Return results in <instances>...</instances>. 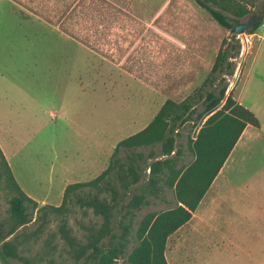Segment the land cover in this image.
<instances>
[{"label":"rangeland","instance_id":"1","mask_svg":"<svg viewBox=\"0 0 264 264\" xmlns=\"http://www.w3.org/2000/svg\"><path fill=\"white\" fill-rule=\"evenodd\" d=\"M240 1L248 11L240 23L263 14L253 34L251 28L235 34L222 27L194 0H0V144L16 182L38 208L59 206L67 184L100 175L116 144L143 129L167 99H194L201 112L198 96L211 81L217 86L226 80L227 92L264 124V0ZM225 15L235 27L234 16ZM233 36L241 46L237 58L227 59L234 61V74L218 77L211 69L221 48L235 54ZM199 122L193 114L178 129V144L195 138ZM250 153V169L249 155L232 183L229 174L217 181L224 198L219 217L218 203L208 195L169 236L168 264H264V140ZM183 154V164L192 161ZM71 164L65 175L63 167ZM9 199L2 178L1 222ZM164 201L150 198L139 216L176 206L171 192ZM91 219V211L83 216L74 206L72 234L82 238L78 220ZM34 228L29 224L26 232ZM50 234L55 249L45 255ZM65 246L54 221L39 239L28 240L22 257L29 264H73Z\"/></svg>","mask_w":264,"mask_h":264},{"label":"trees","instance_id":"2","mask_svg":"<svg viewBox=\"0 0 264 264\" xmlns=\"http://www.w3.org/2000/svg\"><path fill=\"white\" fill-rule=\"evenodd\" d=\"M194 1L227 29L233 27L225 14L233 15L239 25L238 20L248 13L240 0ZM262 23L255 22L248 34H253ZM232 40L235 54L228 56V50L221 48L211 69L218 77L234 74V61L227 59L237 58L241 46L235 36ZM222 81L217 86L211 81L199 94V113L194 99L179 103L167 99L142 130L116 144L100 175L88 182L67 185L59 206L38 208L37 202L16 182L0 150V181L4 178L10 193L8 217L0 221V263L21 260L29 264L22 257L29 252L28 240L39 239L48 225L56 221L67 245L63 250L73 264H168L164 255L167 239L191 219L244 128L259 127L255 115L234 100L232 91L226 95L229 83ZM217 106L220 107L205 120L195 138L188 137L185 146L178 144V129L193 114L200 120ZM184 152L192 157L189 163L181 161ZM169 192L175 207L139 216L150 198L164 201ZM74 206L82 209L83 216L88 211L92 214L86 224L78 220L84 230L82 238L74 236L68 225ZM29 224L35 228L26 232ZM19 231L23 232L18 234ZM53 235L45 239V255L50 254L49 249H55ZM22 246L24 249L20 250Z\"/></svg>","mask_w":264,"mask_h":264},{"label":"crops","instance_id":"3","mask_svg":"<svg viewBox=\"0 0 264 264\" xmlns=\"http://www.w3.org/2000/svg\"><path fill=\"white\" fill-rule=\"evenodd\" d=\"M260 82H262V81H260ZM0 119H1V112H0ZM257 120L259 121V127H253L251 125H247L244 128V130L241 133L239 139L237 140L236 144L234 145L233 149L231 150L230 154L228 155L227 159L225 160L223 166L221 167L219 173L217 174V176L215 177V179L211 183L210 188L208 189V191L205 193V195L203 196L202 200L200 201L197 209L202 204L204 198H206L208 195H210V198L213 199L212 200L213 201L212 205L215 202L218 203V201H220L221 199H224L223 196L219 195L220 192H221V191H219V187L220 186L217 184V181H218L219 177H221L223 181H226L227 178H228L227 176L229 174V183H232L233 182L232 175H234V172L237 171V169H240L242 166H243V169L247 167L248 163H246V161H243V160H246L249 155H250V157H249V169L251 168L250 164L252 163L251 161H252V157H253L252 154L250 153L251 152V146L254 143H260V142H263V140H264V124L262 123V121H260V119H257ZM0 125H2L1 121H0ZM0 150H1V152H2V154L4 156V158H5L8 166H9L11 172H12L11 165L9 163V158H8L7 154L5 153V151L3 150V148L1 147V144H0ZM81 163H83V161H78L76 163V165L77 164L80 165ZM73 167H74L73 164L63 167L64 174L65 175H70V172L73 169ZM258 175H260V172H258ZM250 182L251 181L248 182V180H247V182H246L247 186L243 185L244 188L248 189V187L250 186ZM69 184H72V183L70 182ZM69 184H67V185H69ZM217 197H220V199H218ZM225 199H226V197H225ZM220 207H221V202H219L217 204V206H216V208L218 209L216 218L219 217L218 211H219ZM229 210H231L232 212L235 211V200L233 198V194H232L231 190H229Z\"/></svg>","mask_w":264,"mask_h":264},{"label":"water","instance_id":"4","mask_svg":"<svg viewBox=\"0 0 264 264\" xmlns=\"http://www.w3.org/2000/svg\"><path fill=\"white\" fill-rule=\"evenodd\" d=\"M263 14H261L260 16L258 17H255V16H250L247 20V22L245 23H241L239 25H236L235 27H233L232 31L235 33V34H243L246 30L250 29L253 27L254 23L259 21L260 18H262ZM240 68L238 69V72H239ZM230 92V90H228V92L226 93V95H228V93ZM220 106H217L216 108H214L213 110L207 112L201 119H200V122L199 124L197 125V129L196 131L194 132V136L197 134V130L199 127H201V124H203L205 122V120L210 117L213 113H215V111L219 108Z\"/></svg>","mask_w":264,"mask_h":264}]
</instances>
